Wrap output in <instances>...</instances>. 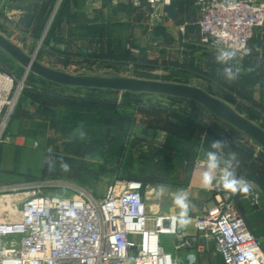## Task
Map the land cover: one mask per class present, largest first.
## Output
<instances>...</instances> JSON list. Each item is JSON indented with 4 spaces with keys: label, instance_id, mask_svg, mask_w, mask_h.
<instances>
[{
    "label": "rangeland",
    "instance_id": "1",
    "mask_svg": "<svg viewBox=\"0 0 264 264\" xmlns=\"http://www.w3.org/2000/svg\"><path fill=\"white\" fill-rule=\"evenodd\" d=\"M123 4L103 0V25L93 24L95 30L91 35L97 42L87 50L63 47L60 43L68 44L73 36L85 35L89 7L82 0H46L35 16L36 28L32 29V25L27 32L5 18L0 19V32L35 55L38 61L68 73H112L196 86L205 84V90L219 94L214 85L189 74L141 65L145 60L176 63L181 49L164 51L155 36L142 26H135L132 34H127L126 20L130 21L132 4ZM114 12L122 21L118 30L111 27ZM116 35H123L118 36L119 43ZM0 69L15 76V88L20 92L0 143L3 168L0 184L35 181L52 185L43 187L45 192L60 190L67 195L79 188L96 197L104 196L110 185L120 180H135L129 179V175L153 176L169 184L185 185L192 174L181 168L188 148L195 157L202 156L216 139L228 142L221 154L239 151L246 159L255 161L256 172L252 176L258 178L259 172L264 175L263 161L259 160L264 159V149L249 136L217 120L196 101H174L157 94L140 96L114 90L75 91L71 86L50 83L32 72L27 73L2 48ZM26 93L38 96V100ZM31 101L38 103L37 108L29 104ZM237 105L232 103L233 107ZM112 135L116 136L117 145L124 146L120 156L111 153L108 139ZM103 138L104 143L97 141ZM157 149L162 152L155 153ZM62 165H67V169ZM142 189L149 204L164 193V186L151 183ZM194 191L190 189L191 193ZM173 242V236H162L166 250L172 249ZM188 264H196L194 257Z\"/></svg>",
    "mask_w": 264,
    "mask_h": 264
},
{
    "label": "built area",
    "instance_id": "2",
    "mask_svg": "<svg viewBox=\"0 0 264 264\" xmlns=\"http://www.w3.org/2000/svg\"><path fill=\"white\" fill-rule=\"evenodd\" d=\"M131 1L156 7L172 0ZM197 4L202 13L199 44L251 54L249 42L264 27V0ZM19 93L15 76L0 69V143ZM143 185L120 180L96 197L79 188L67 195L45 192L42 188L52 185L35 181L0 184V264H182L165 249L163 235L175 238L176 251L192 249L195 263L201 235L215 242L224 264H264L261 242L237 208L240 193L217 187V203L195 216L191 230L190 221L186 226L175 222L178 213H150Z\"/></svg>",
    "mask_w": 264,
    "mask_h": 264
},
{
    "label": "crops",
    "instance_id": "3",
    "mask_svg": "<svg viewBox=\"0 0 264 264\" xmlns=\"http://www.w3.org/2000/svg\"><path fill=\"white\" fill-rule=\"evenodd\" d=\"M44 1L46 0H0V19L7 18L8 21H15L16 23L20 13H34L37 16ZM82 1L84 6L89 7L87 9L89 13L88 20L84 23L86 24L85 35L73 36L68 44L65 41L60 42L63 47L69 46V48L87 50L92 48L97 42V39L93 38L91 34L95 30L93 24L103 25V0ZM114 2L120 4V6L124 5L123 2L132 4H130V21L126 20L128 22L126 24L129 26L127 34H132V29L135 26H142L147 33H152L155 36L156 43L160 44V48L164 49V51L168 50L169 52L175 48L181 49L179 53L181 57L176 63L169 61L156 63L145 60L141 65L159 67L170 72H180V74H189L199 80L211 83L218 90L227 91L234 101L238 103V106H234V108L239 107V112L264 128V28H257L249 42L248 47L251 54L248 56L238 54L236 60L231 62L233 68L239 67L241 72L237 80L229 82L223 75V66L215 61L218 49L199 44L201 32L198 22L202 13L197 0H172L169 5H158L156 7H152L147 1H143L139 7L135 6L131 0H114ZM112 18L113 24L111 27L115 28L113 30H118V26L122 21L115 12ZM23 29L28 32L31 28L23 27ZM118 36L123 35H116L115 38L119 43L120 37ZM129 39H132L131 36ZM198 86L204 89L206 87L205 84H198ZM221 98L227 103H231V105L235 103L223 97ZM29 104L35 107L38 106L35 101H31ZM20 119L26 120L27 117H20ZM221 155L224 160L230 159V156L226 153ZM198 158L203 159L204 154L202 156L198 155L196 159ZM233 162L231 165L232 170L238 176H243L252 186L251 191L247 195L238 194L235 197L237 208L245 217L252 232L260 240L264 250V181L249 174L237 160H233ZM183 164L181 168L186 166L187 161L185 160ZM195 165L188 184L177 183L173 185L163 179H158L156 182H147V184L151 183L153 186H164V193L159 194L154 203L149 204L147 201L148 197L145 194L150 213L173 212L179 214L180 209L174 204V196L185 192L188 195L190 229L194 230L192 221L195 216L217 203V187L224 190L220 182V170L216 173L213 187L206 190L201 183L204 165L203 163L198 164L197 167ZM0 169L3 168L0 167ZM190 189H195V193H191ZM197 240L198 244L202 246V251H196V264H220V262L224 264L212 239L199 235ZM169 251L173 252L182 261V264H188L193 253L192 249L176 251L175 238L173 247Z\"/></svg>",
    "mask_w": 264,
    "mask_h": 264
},
{
    "label": "water",
    "instance_id": "4",
    "mask_svg": "<svg viewBox=\"0 0 264 264\" xmlns=\"http://www.w3.org/2000/svg\"><path fill=\"white\" fill-rule=\"evenodd\" d=\"M34 20V13L24 12L18 16V23L27 29L31 28ZM0 48L24 66L27 73L32 72L46 80L61 85L108 89L120 92H146L194 100L217 117L245 133L264 149V128L247 118L222 98L213 95L200 86L121 76L112 73L103 75L68 73L38 61L35 55L27 53L20 45L16 44L2 32H0Z\"/></svg>",
    "mask_w": 264,
    "mask_h": 264
},
{
    "label": "clouds",
    "instance_id": "5",
    "mask_svg": "<svg viewBox=\"0 0 264 264\" xmlns=\"http://www.w3.org/2000/svg\"><path fill=\"white\" fill-rule=\"evenodd\" d=\"M237 50L230 48H221L215 56L216 63L222 67L223 75L229 82L235 81L239 78L241 69L239 67L233 68L231 62L237 58ZM227 141L223 139H216L209 145V150L204 152L203 171L201 176V183L204 189L213 187V181L216 179L218 170L221 172L220 182L225 191L232 194L247 195L251 191V184L243 177L238 176L231 168V160H235L237 154L229 153L230 159L224 160L221 153L227 146ZM223 163V167H222ZM67 169V165H62ZM174 204L180 209L179 216L175 218V222L181 226H186L189 223V203L187 193H178L174 196Z\"/></svg>",
    "mask_w": 264,
    "mask_h": 264
},
{
    "label": "trees",
    "instance_id": "6",
    "mask_svg": "<svg viewBox=\"0 0 264 264\" xmlns=\"http://www.w3.org/2000/svg\"><path fill=\"white\" fill-rule=\"evenodd\" d=\"M43 6V5H42ZM41 6V7H42ZM36 26H37V24H36V22L33 24V26H32V29L33 28H36ZM200 40V39H199ZM125 54H127V53H125ZM50 83L52 82V83H54L53 81H49ZM58 84V83H57ZM59 85H61V84H59ZM71 88H73L75 91H80V90H83L84 88H82V87H72L71 86ZM88 89H93V88H88ZM95 90H101V91H111V90H108V89H95ZM123 93H131V94H133V95H146V94H152V93H146V92H137V93H135V92H130V91H124ZM216 93H219V94H217L218 96H220V97H223V98H225V99H227V100H231L232 102H235L234 101V99H233V97L231 96V95H229L228 93H227V91H224L223 90V93H222V91H219L218 89L216 90ZM224 95V96H221V95ZM158 95V94H157ZM26 96H28V97H31V98H33L34 100H38V96H36V95H33V94H28V93H26ZM161 96H164V97H166L167 99H170V100H174V101H181V100H191V99H184V98H180V97H175V96H167V95H161ZM194 101V100H193ZM202 109H205L203 106H201L199 103H197ZM238 106V105H237ZM239 108V107H238ZM238 108H236L237 110H238ZM205 110H207V109H205ZM209 111V110H208ZM210 112V111H209ZM211 113V112H210ZM213 114V113H212ZM213 116L217 119V120H219V121H222V122H224V123H226L227 125H229L231 128H233L234 130H236L238 133H240V134H245V133H243L242 131H240L239 129H237L236 127H234L233 125H231L230 123H228V122H226L225 120H223V119H221V118H219V117H217L216 115H214L213 114ZM246 135V134H245ZM115 140H116V136L115 135H112L109 139H108V144H109V147H110V150H111V153H113V154H115V155H117V156H120V155H122L123 154V151H124V146L122 145V144H116V142H115ZM97 141L99 142V143H104L105 142V140H104V138L103 139H97ZM190 150H191V148H188V150L186 151V161H187V164H186V166L184 167L188 172H192V170H193V168H194V165H195V159H196V157H195V155L194 154H192V153H190ZM160 152H162L161 151V149H157V151L155 152V153H160ZM235 153H237L238 152V154H239V157H236V159L235 160H237L238 162H239V164H241V166L242 167H244V170H246L249 174H251L252 175V173L253 172H256V171H254V169H256L255 168V161H252V158L250 159H246L247 157L246 156H244V155H241L240 154V152L239 151H234ZM241 156H243V157H241ZM255 160H258L257 158H254ZM260 161H263L262 162V164H263V166H264V159H259ZM235 162V161H234ZM233 162V160L231 161V165L234 163ZM240 167V166H239ZM259 179H261V180H263L264 181V175H260V172H259V177H258ZM129 179H136V180H140V181H142L143 182V184L144 185H146L147 184V182H150V181H153V182H156L159 178L158 177H153V176H146V175H143V176H135V175H129Z\"/></svg>",
    "mask_w": 264,
    "mask_h": 264
}]
</instances>
